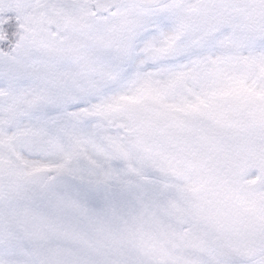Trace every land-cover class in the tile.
Listing matches in <instances>:
<instances>
[{"label":"snow or ice","instance_id":"snow-or-ice-1","mask_svg":"<svg viewBox=\"0 0 264 264\" xmlns=\"http://www.w3.org/2000/svg\"><path fill=\"white\" fill-rule=\"evenodd\" d=\"M0 264H264V0H0Z\"/></svg>","mask_w":264,"mask_h":264}]
</instances>
